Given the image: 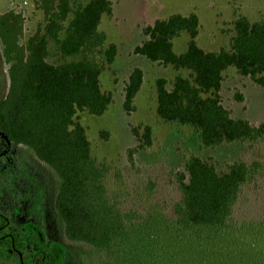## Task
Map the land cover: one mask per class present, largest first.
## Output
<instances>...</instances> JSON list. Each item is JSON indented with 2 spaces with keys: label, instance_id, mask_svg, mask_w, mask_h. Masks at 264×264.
Segmentation results:
<instances>
[{
  "label": "trees",
  "instance_id": "obj_1",
  "mask_svg": "<svg viewBox=\"0 0 264 264\" xmlns=\"http://www.w3.org/2000/svg\"><path fill=\"white\" fill-rule=\"evenodd\" d=\"M33 2L43 21L25 41V15L15 9L0 13L1 55L8 66V88L0 100V128L55 173L58 186L48 205L49 212L58 217L63 238L110 256L131 253L126 264H264V221L235 222L244 190L257 188L264 179V163L236 160L219 170L214 163L190 155L172 173L176 197L167 213L155 207L141 211L110 196L106 185L110 165L93 156L78 114L100 116L113 101L112 94L101 89L104 67L96 59L99 56L111 64L116 55L115 45L103 48L106 37L98 30L102 16L111 15L112 2ZM198 28L195 13H176L156 19L142 30L145 39L135 46V55L188 73L177 74L170 87L166 79H156L157 117L190 128L203 149L264 140V122L233 118L220 96L224 72L230 68L264 89V20L250 22L246 16H238L230 46L216 52L198 47ZM182 33L188 35V41L185 51L178 54L173 40ZM51 42L62 57L80 58L50 63ZM142 83V70L133 69L124 87L125 112L134 109ZM235 97L242 101L239 95ZM132 132L137 144L127 150V158L133 164L135 155L150 146L152 138L149 126L142 134L137 128ZM100 135L106 140L108 131ZM247 228L248 233H255L258 246L235 254L234 242L245 237L242 232ZM6 246L10 245L1 247ZM5 253L0 251V264H13ZM76 254L75 259L80 256Z\"/></svg>",
  "mask_w": 264,
  "mask_h": 264
},
{
  "label": "rangeland",
  "instance_id": "obj_2",
  "mask_svg": "<svg viewBox=\"0 0 264 264\" xmlns=\"http://www.w3.org/2000/svg\"><path fill=\"white\" fill-rule=\"evenodd\" d=\"M34 0H0V13L10 9L21 11L26 18L24 40L35 31L43 21V14L34 6ZM88 0H82L86 2ZM111 15H103L98 30L105 37L103 48L113 44L116 47L114 61L108 64L104 58L97 57L103 64L100 75L101 89L112 94V102L100 116L79 113V121L86 128L87 137L91 143L92 153L98 162L110 165L106 178L107 190L110 196L121 200V205L134 207L144 211L155 207L167 213L176 193L172 173L180 170L190 155H198L216 165L217 169L225 170L226 165L244 160H257L264 163V140L258 143H231L215 149H203L199 146L196 136L190 128L162 122L156 114L155 81L159 78L170 82L177 74L187 76L186 71H176L171 67H162L135 55L133 50L145 37L142 30L156 19H165L172 14L187 16L195 13L199 20L198 34L195 42L204 51L216 52L227 49L233 36V22L238 16H246L250 22L264 20V0H110ZM188 35L182 33L173 40L176 53L185 51ZM48 61L63 64L78 60L80 57H62L49 43ZM8 66L2 62L0 44V91L3 97L8 88ZM135 68L143 72V83L133 101L134 109L127 113L123 109L124 87L128 76ZM236 95L242 101L236 99ZM223 105L231 112L233 118L245 119L252 124L264 122V89L255 85L248 78L240 76L234 68L224 72V82L220 92ZM151 128V145L139 151L134 157V163L127 158V150L136 146L132 128H137L142 134L143 128ZM108 131L106 140L102 139L101 131ZM45 186L47 192L44 199L53 202L57 189L51 188V172L46 166ZM51 171V172H50ZM120 174V178L117 176ZM54 174V173H53ZM259 184V185H258ZM257 188H246L235 209V222L242 223L251 220L264 221V179ZM243 228V227H242ZM248 229V230H247ZM244 229L236 240L234 253L245 252L258 246L254 232ZM59 227L54 229L57 234ZM57 238V235H56ZM58 239V238H57ZM37 243L36 239H32ZM31 240V241H32ZM56 240V239H55ZM57 241L69 252V264H126L130 254L110 256L81 243L67 242L61 237ZM78 253L75 259V254ZM77 255V254H76ZM145 261L143 264H147ZM64 264H67L66 261Z\"/></svg>",
  "mask_w": 264,
  "mask_h": 264
},
{
  "label": "flooded vegetation",
  "instance_id": "obj_3",
  "mask_svg": "<svg viewBox=\"0 0 264 264\" xmlns=\"http://www.w3.org/2000/svg\"><path fill=\"white\" fill-rule=\"evenodd\" d=\"M1 96L0 91V100ZM44 172L31 151L13 142L0 128V247L10 245L0 251H6V259L11 258L13 264H45L51 258V264H69L68 250L57 241L64 234L62 230L54 232L59 227L58 217L49 212V201L44 199ZM53 173L51 188L57 183Z\"/></svg>",
  "mask_w": 264,
  "mask_h": 264
}]
</instances>
